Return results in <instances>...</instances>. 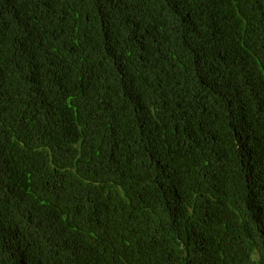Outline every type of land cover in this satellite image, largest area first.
Segmentation results:
<instances>
[{"label": "trees", "instance_id": "obj_1", "mask_svg": "<svg viewBox=\"0 0 264 264\" xmlns=\"http://www.w3.org/2000/svg\"><path fill=\"white\" fill-rule=\"evenodd\" d=\"M0 264H264V0H0Z\"/></svg>", "mask_w": 264, "mask_h": 264}]
</instances>
